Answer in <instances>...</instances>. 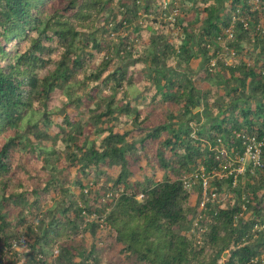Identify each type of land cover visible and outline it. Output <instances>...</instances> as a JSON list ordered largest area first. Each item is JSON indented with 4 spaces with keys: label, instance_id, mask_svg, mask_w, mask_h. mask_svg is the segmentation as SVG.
Here are the masks:
<instances>
[{
    "label": "trees",
    "instance_id": "1",
    "mask_svg": "<svg viewBox=\"0 0 264 264\" xmlns=\"http://www.w3.org/2000/svg\"><path fill=\"white\" fill-rule=\"evenodd\" d=\"M179 1L172 22L160 0H0V264H264V144L245 183L219 181L236 198L216 206L202 244L180 180L217 169L219 141L240 153L264 142V0ZM57 87L67 106L97 102L52 135ZM143 157L164 179H133ZM113 166L120 193L96 206L84 190ZM52 193L57 211H44Z\"/></svg>",
    "mask_w": 264,
    "mask_h": 264
},
{
    "label": "rangeland",
    "instance_id": "2",
    "mask_svg": "<svg viewBox=\"0 0 264 264\" xmlns=\"http://www.w3.org/2000/svg\"><path fill=\"white\" fill-rule=\"evenodd\" d=\"M248 1L252 5L253 9L260 8V5H261L260 0H248ZM167 2H169L168 9L164 10L161 7L162 9H161V16H160V18L164 19L165 21H170L169 18L171 16L175 17L176 15H177L176 16V19H177V17L180 16V15H183L185 13L186 9H187L186 7L182 6V4L180 3L179 0H167ZM160 4H161V0H160ZM174 5L178 6V12L177 13H174L175 9H176V8H174ZM141 14H142V17H147V14L145 12L142 11ZM175 21H172V22H175ZM113 27H114V25L111 24L110 28H113ZM125 32L126 31L122 30V31H119L118 34H124ZM113 35H116V33L113 34ZM148 38L149 37H146V40ZM221 56L229 63H232L233 62V58H235L234 57L235 55H233L232 51L227 49V48H224L221 51ZM215 62H216V59H213L212 63L215 64ZM202 63H203V59H199V60L195 59L192 62V66H193V69H194V72H195L194 78L196 79V81H197V78L200 77V75H201V72L199 71V69H200ZM118 64H119V62H118ZM49 71H50L49 69L46 70L44 72V74L49 73ZM198 81H199V78H198ZM198 81H197V83H198ZM200 85H201V87H204V88L207 86L206 83H201ZM102 89H103L104 92H101V96H104V95H106L104 93H107V91L104 89V87ZM136 91H134V92L136 93ZM61 94H62V90L59 87H57V88H55L54 90H52L50 92V96L51 97L48 100L49 107L56 108V111H55L56 113L54 114V122L56 124H54L52 126V130H51L52 135H55V133H57L59 131V126L58 125L60 123H62L64 115H69L72 119L76 118L77 116L79 117V115H83V117L87 118L88 114L90 113V109L97 102L96 101V102L92 103V102H89L87 100H84V102L77 109L74 106L65 105V102L62 100ZM61 110L63 111V113H60ZM195 112H201L203 114L204 113V109L201 106H198L197 108H195ZM201 119L203 121H206L204 119V116H202ZM140 164H141V171L135 173V175L133 176V179H135V180L136 179H142L143 180L146 177H153L155 179V181H159V180L164 179V177L166 175V172H165L164 168L161 167L159 164H157L155 162H149V160H147L145 157H143L140 160ZM251 170L252 169L249 168L246 171V173L242 175V177L238 181V184L239 183H245V181L248 179V177L253 175V174H255L256 171H257V170H255V171H253V170L251 171ZM105 171L107 172V175L101 177V179L98 182H90L89 186L87 188H85V190H84L85 191L84 193H89V191L91 190L92 195H95V196H91L92 197L91 200L93 202L94 201L96 202L95 199H97V201L99 203L96 206H100V205L104 206L106 203H108L110 201L109 199H111L112 195H116V194L120 193L115 188L114 189L112 188V182H111L112 180L110 179V177H115V176L118 175V173L120 171V168L117 167V166H113V167L106 168ZM225 171H227L226 168H225ZM217 173L221 174L222 172L221 171H217ZM108 178H109V180H108ZM215 181L218 184V186L221 188V192L224 189H226V191H228V189L230 188L228 186V182L227 181L219 182L217 178H214L213 185H215ZM75 190H76L77 193H79V191H80L77 188H75ZM193 190L194 191L190 192L191 193L190 194V201L196 207V211H197L198 210V203H199L200 197H201L200 185L197 184L196 187ZM229 194H230V197L226 201L228 203H231V199H233V197L236 198V196H235V193H233L231 191H229ZM96 196H98V198H96ZM54 197L58 198L59 196H54V194L52 193V195L47 199V201L43 202L41 208H44L43 209L44 211L47 210V208H50V207L53 208L54 211H57V208H55L56 205L54 204L55 203ZM138 199L139 200L142 199L141 195H138ZM78 202H82L83 203V200L82 201L79 200ZM83 206H84V204H83ZM13 215H15V213ZM93 218H95V217L92 216L90 219H93ZM258 229H264V226L263 225H259ZM23 231H25V228L23 229ZM105 232H106V230L98 232L97 237H98L99 240L96 239L97 243H101L100 237H102L105 234ZM28 239L29 238L27 236H24V241L27 242ZM79 239H84V241L88 244V247L92 244V236H91V234L89 232H86V233L82 234L79 237ZM25 245L26 244L22 241V244L21 245H19V244L16 245V248L18 249V251H22L23 248L25 247ZM83 255H85V251H82V254H81L79 259L83 258ZM263 257H264V255H263Z\"/></svg>",
    "mask_w": 264,
    "mask_h": 264
},
{
    "label": "built area",
    "instance_id": "3",
    "mask_svg": "<svg viewBox=\"0 0 264 264\" xmlns=\"http://www.w3.org/2000/svg\"><path fill=\"white\" fill-rule=\"evenodd\" d=\"M161 5L162 8L166 10L168 9L169 2H167V0H161ZM174 8H176L174 13H177L178 6L174 5ZM176 16H171L169 20L175 21ZM226 33L228 35V39L232 38L233 28L227 29ZM223 43H225V41H223ZM225 48L229 49L228 47ZM231 51L233 55H235V52L233 50ZM219 142L220 145L217 147L218 152L216 156L219 160L217 169L207 171L204 166H199L190 173L180 177L185 189L189 193L194 191L193 189L197 184L200 185L201 197L191 229L195 233L199 244L203 243L204 234L209 230V225L214 216L217 214L216 206L222 202L228 203L226 200L230 197L229 189L228 191L224 189L221 192V188L218 186L216 181L215 185H213L214 178H217L218 181H220L231 177L233 179L232 187H236L240 177L245 174L249 168L255 171L263 166V141H258L256 138H250L242 141V153L236 149V146L230 147L222 141ZM225 168L227 171H225ZM217 171H221L222 173H217ZM258 226L259 225H256L255 229H258Z\"/></svg>",
    "mask_w": 264,
    "mask_h": 264
},
{
    "label": "water",
    "instance_id": "4",
    "mask_svg": "<svg viewBox=\"0 0 264 264\" xmlns=\"http://www.w3.org/2000/svg\"><path fill=\"white\" fill-rule=\"evenodd\" d=\"M193 221H194V217L191 218L189 225L185 228L187 231H190L192 229ZM224 256H227V253H225Z\"/></svg>",
    "mask_w": 264,
    "mask_h": 264
}]
</instances>
